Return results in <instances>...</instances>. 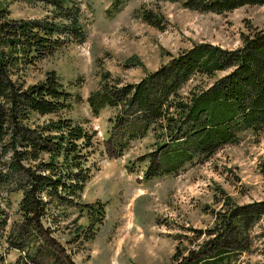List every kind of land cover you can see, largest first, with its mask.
<instances>
[{
    "label": "trees",
    "instance_id": "16d2710c",
    "mask_svg": "<svg viewBox=\"0 0 264 264\" xmlns=\"http://www.w3.org/2000/svg\"><path fill=\"white\" fill-rule=\"evenodd\" d=\"M9 1L0 0V230L7 223L1 201H6L10 192L19 191L18 219L4 238L8 247L25 253L24 262L42 264L44 247L48 240H54V226L50 225L58 221L49 212L51 207L80 204L86 207L88 226H92L102 219L104 204L99 200L79 201L90 176L86 162L94 132L65 114L71 105L70 92L53 70L29 83L22 74L26 66L58 46L83 41L84 24L77 0H24L49 6L41 18L9 16ZM170 1L214 12L244 4H264V0ZM123 3L124 0H110L105 11L113 15ZM140 13L147 23L162 27L150 10L142 9ZM215 71L224 72L203 87L179 90L189 79L210 76ZM107 76L108 72L102 71L99 87L87 94L89 109L94 115L102 107L115 109L108 120L113 122L111 153L116 155L122 153L128 139L146 134L149 128L156 151L149 154L146 177L176 171L193 157L203 160L222 144L235 143L241 130H264L261 29L243 35L241 43L233 48L207 41L192 43L134 82L118 84L115 80L109 84ZM133 113L137 120L132 119ZM154 151L157 155L153 161ZM260 169L264 175V162ZM263 214V200L220 211L203 242L196 248L186 246L185 253L176 247L171 261L233 264L239 253L249 249L250 229ZM194 231L195 235L199 233ZM47 258L48 264H77L53 247L48 248Z\"/></svg>",
    "mask_w": 264,
    "mask_h": 264
},
{
    "label": "rangeland",
    "instance_id": "374dc122",
    "mask_svg": "<svg viewBox=\"0 0 264 264\" xmlns=\"http://www.w3.org/2000/svg\"><path fill=\"white\" fill-rule=\"evenodd\" d=\"M77 1L84 40L58 46L26 66L22 76L29 83L53 70L71 94V105L65 114L94 132L86 162L90 176L79 201L103 202L104 214L100 222L88 226L86 207H51L49 212L58 221L50 225L54 226V240L46 243L40 262L49 263L48 248L53 247L77 264H174L170 256L176 247L184 253L186 246L196 248L220 211L264 201V175L260 169L264 162V130H241L235 143L222 144L203 160L193 157L176 171L146 177L149 154L156 151L149 128L146 134L128 139L120 155L111 153L113 122L108 117L114 115L115 109L102 107L94 115L86 96L99 87L102 71L108 72L109 84L115 80L124 84L162 66L192 43L238 46L243 35L255 29L264 31V4H244L214 12L189 9L179 1L124 0L121 8L109 15L105 8L110 0ZM7 8L8 15L15 18H41L50 9L24 0H11ZM142 9L154 13L162 27L144 21ZM223 72L193 77L179 90L203 87ZM135 115L131 117L137 120ZM19 195V191H13L7 194L6 201H1L7 223L0 230V264L16 260L17 264H28L23 260L25 253L8 247L4 238L18 219ZM194 230L199 233L195 235ZM250 233L249 249L239 253L233 264H264V214Z\"/></svg>",
    "mask_w": 264,
    "mask_h": 264
}]
</instances>
